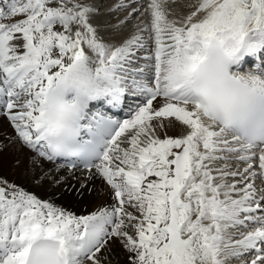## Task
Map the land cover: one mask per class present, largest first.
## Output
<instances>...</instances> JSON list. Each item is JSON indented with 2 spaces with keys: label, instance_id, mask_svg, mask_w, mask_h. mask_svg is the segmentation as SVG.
Listing matches in <instances>:
<instances>
[{
  "label": "snow or ice",
  "instance_id": "snow-or-ice-1",
  "mask_svg": "<svg viewBox=\"0 0 264 264\" xmlns=\"http://www.w3.org/2000/svg\"><path fill=\"white\" fill-rule=\"evenodd\" d=\"M5 167L0 264H264V0H0Z\"/></svg>",
  "mask_w": 264,
  "mask_h": 264
},
{
  "label": "bare ground",
  "instance_id": "bare-ground-1",
  "mask_svg": "<svg viewBox=\"0 0 264 264\" xmlns=\"http://www.w3.org/2000/svg\"><path fill=\"white\" fill-rule=\"evenodd\" d=\"M0 174H3L5 176H7V177L15 178L13 170L9 169L7 167L0 169ZM20 182L23 183V178L22 177L20 178ZM87 207H88L87 204H85L83 206H80V213H83L87 209Z\"/></svg>",
  "mask_w": 264,
  "mask_h": 264
}]
</instances>
